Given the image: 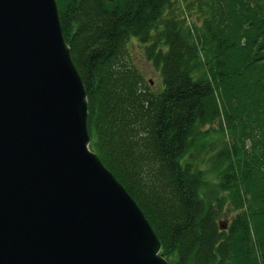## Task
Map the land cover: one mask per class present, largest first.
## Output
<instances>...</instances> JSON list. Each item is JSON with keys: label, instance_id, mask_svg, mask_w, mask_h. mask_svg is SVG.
Segmentation results:
<instances>
[{"label": "trees", "instance_id": "16d2710c", "mask_svg": "<svg viewBox=\"0 0 264 264\" xmlns=\"http://www.w3.org/2000/svg\"><path fill=\"white\" fill-rule=\"evenodd\" d=\"M57 5L87 92L89 146L164 257L264 264V0ZM130 37L160 70L161 91L126 57Z\"/></svg>", "mask_w": 264, "mask_h": 264}, {"label": "water", "instance_id": "95a60500", "mask_svg": "<svg viewBox=\"0 0 264 264\" xmlns=\"http://www.w3.org/2000/svg\"><path fill=\"white\" fill-rule=\"evenodd\" d=\"M87 117L57 0H0V264H170Z\"/></svg>", "mask_w": 264, "mask_h": 264}, {"label": "rangeland", "instance_id": "374dc122", "mask_svg": "<svg viewBox=\"0 0 264 264\" xmlns=\"http://www.w3.org/2000/svg\"><path fill=\"white\" fill-rule=\"evenodd\" d=\"M125 52L126 57L129 58V60H131V62H133L142 72L149 88L154 92L161 91L164 87L161 72L146 57L141 42L134 37H130L127 41ZM149 80H151V82H149ZM193 152H195L194 149ZM209 174L211 175V172ZM221 220L226 222L228 221V219L224 216L221 217Z\"/></svg>", "mask_w": 264, "mask_h": 264}]
</instances>
